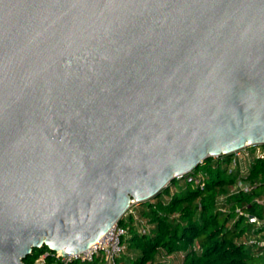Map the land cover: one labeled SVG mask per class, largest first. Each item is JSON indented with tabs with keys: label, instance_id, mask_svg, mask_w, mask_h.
<instances>
[{
	"label": "water",
	"instance_id": "95a60500",
	"mask_svg": "<svg viewBox=\"0 0 264 264\" xmlns=\"http://www.w3.org/2000/svg\"><path fill=\"white\" fill-rule=\"evenodd\" d=\"M245 144L264 0H0V264L82 251Z\"/></svg>",
	"mask_w": 264,
	"mask_h": 264
},
{
	"label": "trees",
	"instance_id": "16d2710c",
	"mask_svg": "<svg viewBox=\"0 0 264 264\" xmlns=\"http://www.w3.org/2000/svg\"><path fill=\"white\" fill-rule=\"evenodd\" d=\"M204 164L203 189L180 181L177 188L173 184L178 180L175 178L153 201L141 204L139 215L148 220L152 228L145 234L138 233L129 219L127 250L117 259L118 264H264L260 254L262 248L239 240L254 226L250 216L260 218L264 214V203L252 199L253 196L264 198V159L252 164L250 180L253 186L248 191L219 201L216 200L217 193H221L231 179L220 177L225 169L219 161L211 163L207 159L201 165ZM199 167L194 171L200 170ZM221 206L229 209L223 211L219 209ZM236 207L241 213L235 210ZM35 250L24 260L25 264H35L48 249L42 246ZM162 254H174L175 258L162 261ZM42 264L62 262L46 255Z\"/></svg>",
	"mask_w": 264,
	"mask_h": 264
},
{
	"label": "built area",
	"instance_id": "2783aa9c",
	"mask_svg": "<svg viewBox=\"0 0 264 264\" xmlns=\"http://www.w3.org/2000/svg\"><path fill=\"white\" fill-rule=\"evenodd\" d=\"M211 163L219 161L225 172L228 174L231 182L227 185L225 192L219 194L217 201L230 197L240 191H248L253 183L250 180L251 166L256 160L264 159V146L262 144H245L241 148L232 151L230 154H220L211 156L209 158ZM204 161V160H203ZM203 161L199 164L201 165ZM214 166V164H212ZM204 170L192 169L184 177H176L182 183H188L195 188L203 189L205 187ZM153 201V199H149ZM259 203H264V198L257 200ZM134 202L131 200L130 205L123 215L121 222L114 223L104 233L100 234L96 241L90 243L85 249L71 255L63 256L60 251L50 252L44 251L41 255L42 259L46 255H52L55 259H59L62 264H70L77 262L80 264H118L117 259L126 252L128 239L130 237L129 224L131 219L133 225L136 226L137 232L145 234L149 231V225L146 219L142 218L139 213L133 211ZM219 205V204H218ZM220 206V205H219ZM227 207H220L219 209L225 211ZM237 212L239 208L235 209ZM245 215V214H244ZM247 216V215H246ZM254 226L250 232L244 233V239L241 240L248 245H255L262 248L260 254L264 258V214L261 218H254ZM258 231L257 233H253ZM175 258L174 254H162V261H170Z\"/></svg>",
	"mask_w": 264,
	"mask_h": 264
},
{
	"label": "rangeland",
	"instance_id": "374dc122",
	"mask_svg": "<svg viewBox=\"0 0 264 264\" xmlns=\"http://www.w3.org/2000/svg\"><path fill=\"white\" fill-rule=\"evenodd\" d=\"M200 167V170H204L205 168H206V165L204 164V165H199ZM220 177H222V178H228L229 176H228V174L226 173V172H222L221 174H220ZM173 184L178 188V186H179V180H174L173 181ZM226 188H227V186H226ZM226 188L223 190V191H221V193L223 194L224 192H225V190H226ZM221 193H217V196L219 195V194H221ZM262 197H258V196H253V201H257V200H259V199H261ZM153 199V198H152ZM142 206L143 205H140L139 203H134L133 204V207H132V209H133V211H136L137 213H139V210L142 208ZM236 208H238V207H236ZM229 209V208H228ZM227 208H226V210H228ZM262 217H263V215H262ZM261 217V218H262ZM147 224L149 225V230L152 228V225L149 223V221L147 220ZM244 235H241V237L239 238V240H243L244 239V237H243ZM35 250V249H34ZM36 251H38L37 249L35 250V252ZM30 258V254L27 256V259H29ZM42 261H43V259H42V257L41 256H39L36 260H35V264H42Z\"/></svg>",
	"mask_w": 264,
	"mask_h": 264
},
{
	"label": "crops",
	"instance_id": "0c3cea01",
	"mask_svg": "<svg viewBox=\"0 0 264 264\" xmlns=\"http://www.w3.org/2000/svg\"><path fill=\"white\" fill-rule=\"evenodd\" d=\"M177 260H178V258H177Z\"/></svg>",
	"mask_w": 264,
	"mask_h": 264
},
{
	"label": "bare ground",
	"instance_id": "6f19581e",
	"mask_svg": "<svg viewBox=\"0 0 264 264\" xmlns=\"http://www.w3.org/2000/svg\"><path fill=\"white\" fill-rule=\"evenodd\" d=\"M61 252V251H60Z\"/></svg>",
	"mask_w": 264,
	"mask_h": 264
}]
</instances>
